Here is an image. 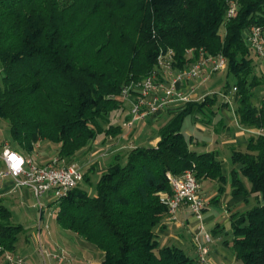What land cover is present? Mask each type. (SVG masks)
<instances>
[{
  "label": "trees",
  "instance_id": "16d2710c",
  "mask_svg": "<svg viewBox=\"0 0 264 264\" xmlns=\"http://www.w3.org/2000/svg\"><path fill=\"white\" fill-rule=\"evenodd\" d=\"M231 1L0 0V119L9 125L13 149L31 154L39 141L49 140L71 163L98 134L121 132L110 121L111 111L124 109L121 89L146 76L162 48L174 49L182 67L190 48L223 53L224 88L236 87L240 124L262 130L246 149L233 151L239 174L262 201L233 222L232 249L243 264H264V99L255 102L264 87V63L243 37L253 25L264 31V0H236L228 17ZM216 99L187 103L161 127L157 146L118 155L95 193L79 185L55 203L59 224L101 250V264L198 263L178 246L161 247L155 229L168 209L160 193L171 191L169 172L194 169L200 180H224L215 153L192 150L182 131L195 105ZM234 184L237 194L245 192L237 171ZM23 232L1 198L2 250L15 252Z\"/></svg>",
  "mask_w": 264,
  "mask_h": 264
},
{
  "label": "crops",
  "instance_id": "0c3cea01",
  "mask_svg": "<svg viewBox=\"0 0 264 264\" xmlns=\"http://www.w3.org/2000/svg\"><path fill=\"white\" fill-rule=\"evenodd\" d=\"M188 50L186 52L187 63L195 56ZM262 66L258 62L256 63L258 74L263 72ZM226 72L227 70L213 73L207 82L200 83L198 88L191 93L193 97L191 102H203L208 96H216L217 99L203 108H198L195 105L185 118V121L189 118L188 127L182 129L185 136L190 139L192 150L214 152L222 165L224 180L207 177L200 180L201 192L207 201L203 216L205 231H199V221L188 206L180 207L173 220L165 214L155 229L161 247L178 246L196 259H198V249L195 236L199 235L200 243L208 247L209 251L207 262L201 263L198 260L197 264H243L232 249L233 222L262 201L260 195L250 192V182L239 174L241 164H235L232 158L234 150L246 149L250 138L259 135L258 133H262V130L240 124L235 112L239 99L237 92L232 89L225 91L224 88L227 81ZM258 99L259 97H256V100ZM262 99L264 98L262 97ZM186 105L187 103L183 102L170 103L156 115L145 120L135 121L131 126H125L124 123L130 117L131 103L129 105L124 101V109H120L119 112L115 111L114 119L111 122L115 126H120L121 132L116 135L98 134L86 147L75 154L73 161H76L83 169L84 174L90 177V182L84 180L81 184L91 186L96 183L116 157L123 156L129 149L136 146H157L161 139L159 134L161 127L182 111ZM39 157L44 159L40 161L34 159L39 164H46L54 158H59L58 151L52 156L53 158L47 159L42 155ZM234 171H237L238 175L242 177L245 192L238 194L235 192ZM0 186L4 193V196L1 197L3 204L7 205L11 211L13 207L27 204L26 201L31 198L27 189L14 190L11 178L0 179ZM64 230L66 231L58 232L56 230L55 233L52 232L53 234L49 231L45 235L46 248L49 252H57L62 249L70 256L75 257L77 264L102 263L104 253L101 250L77 233L65 228ZM205 232L212 234V241L208 242L205 239ZM37 239V230L31 235H25L24 239H21L22 246L19 247V240L15 252L25 256L31 262L42 263L43 259L37 250ZM47 261L49 264H65V260L60 261L51 257Z\"/></svg>",
  "mask_w": 264,
  "mask_h": 264
},
{
  "label": "built area",
  "instance_id": "2783aa9c",
  "mask_svg": "<svg viewBox=\"0 0 264 264\" xmlns=\"http://www.w3.org/2000/svg\"><path fill=\"white\" fill-rule=\"evenodd\" d=\"M237 9V1L232 0L228 9V17H233ZM243 37L248 46L256 52L264 63V31L262 27L253 25L244 30ZM194 58L179 67L176 62L175 51L172 48H162L157 56L153 69L143 78L132 79L126 83L120 96L123 101H129L130 117L124 123L131 126L135 121L145 120L156 115L170 103H189L193 100L194 92L200 83L209 80L213 73L227 70L228 61L223 53L213 54L205 48H190ZM236 91V87L233 89ZM260 134V132L258 133ZM13 179V189H27L34 200L32 207L39 214L37 228V242L42 263L29 261L25 256L16 252L3 251L0 247V264H49V257L65 260V264H77L75 257L64 250L49 252L43 247L41 234L44 227L43 215L45 209L66 197L74 188L78 187L85 178L81 166L73 161L67 163L60 158H54L46 164L37 163L30 154H24L13 149L8 143L0 149V179ZM171 191L160 193L161 201L167 206V215L175 219L178 209L188 206L199 221L198 229L205 231L203 216L207 201L203 196L202 184L194 169H187L181 175L168 173ZM4 196L0 186V198ZM205 239L212 241L210 232H205ZM198 249V260L207 261L208 247L195 236Z\"/></svg>",
  "mask_w": 264,
  "mask_h": 264
},
{
  "label": "rangeland",
  "instance_id": "374dc122",
  "mask_svg": "<svg viewBox=\"0 0 264 264\" xmlns=\"http://www.w3.org/2000/svg\"><path fill=\"white\" fill-rule=\"evenodd\" d=\"M256 69H257V67H256ZM256 96L259 97V99L258 100L255 99V101H258V102L261 101L262 97L264 98V88H258L256 90ZM125 102L130 105L129 101H125ZM121 110H123V109H121ZM115 111L119 112V110H115ZM115 111H111V114H110V121L111 122L114 119L113 115H115L114 114ZM188 124H189V118H187L185 123H183V128H187ZM10 140H11V134H10L9 125H8V123L5 120L0 119V145L7 144V143L11 145ZM57 149H58V145L56 143L51 142L49 140H42V141H39L37 143V146L35 147V150L30 155L36 161H40V160H44L43 157H39L40 155L46 156L44 158H47V159L51 158L52 156L57 154ZM23 153L24 154H29V153H25V152H23ZM95 184L96 183H94L91 186L90 185L87 186V185H84V184L83 185L80 184V185L82 187H85L89 192L95 193V187H96ZM26 203L27 204H23L20 207H13L12 208V211L14 213L13 221L17 222V223H21L24 226V232L20 235L19 247L22 246L21 245V239H24L25 235L33 234L38 228L39 214L32 207V205L34 203V200L31 199V198H28ZM56 206L57 205L54 204L52 206L47 207L45 209V212H44V215H43V225H48V228H46V227L43 228L42 234H41V242H42V245H43L44 248L46 247L45 235L49 231L51 233L52 232L55 233L56 230L58 232L66 231V230H64V228L58 222V219H57L58 209H57ZM68 231H70V230H68ZM37 250H39L38 242H37ZM205 262H207V261H205ZM205 262H201V263H205Z\"/></svg>",
  "mask_w": 264,
  "mask_h": 264
}]
</instances>
